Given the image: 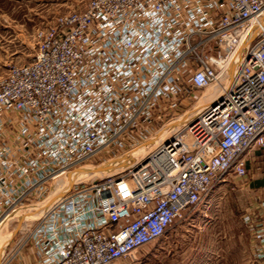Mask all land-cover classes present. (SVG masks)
Segmentation results:
<instances>
[{
    "label": "built area",
    "instance_id": "obj_1",
    "mask_svg": "<svg viewBox=\"0 0 264 264\" xmlns=\"http://www.w3.org/2000/svg\"><path fill=\"white\" fill-rule=\"evenodd\" d=\"M262 16L264 0H90L36 30L32 60L0 79V225L97 154L173 124L195 92L217 91L134 166L50 205L29 232L35 264H114L227 175L245 176L264 148ZM241 223L252 264H264V199Z\"/></svg>",
    "mask_w": 264,
    "mask_h": 264
},
{
    "label": "rangeland",
    "instance_id": "obj_2",
    "mask_svg": "<svg viewBox=\"0 0 264 264\" xmlns=\"http://www.w3.org/2000/svg\"><path fill=\"white\" fill-rule=\"evenodd\" d=\"M89 1L0 0V79L6 75L12 66L26 64L32 60L35 52L33 37L36 30L51 24L60 15L84 9ZM262 22H264V18ZM208 89L195 92L197 95L194 99L195 103L198 97H202L205 93L207 95L211 88ZM195 111L196 108L194 107L193 112ZM188 114L176 120L175 124L169 125L170 128L179 127L181 125L179 121L183 118H186L187 121ZM169 123H161L160 125L156 123V133L163 127L162 125L167 126ZM168 133L163 135V140L168 137ZM153 138L154 136L126 151L112 152L111 154L101 152L82 166L74 169L75 173L76 169L79 170L80 167L87 165L79 170V175L85 174V171L88 174L94 172L95 175L81 179L63 180L62 184H59L58 179H63L64 176H62L51 182V189L56 191L61 188L62 190L67 185L66 187H70L68 189L70 190L74 185L71 182L75 183L74 181L77 180L83 183L97 182L118 174L128 166L135 164L136 161L139 162L157 145L147 146L148 140L153 142L155 139ZM141 145L143 148L138 150ZM147 147L150 148L145 150ZM128 152L127 156H123ZM131 152L138 153L131 155ZM130 155L133 160L121 168L122 170L118 169L117 165L128 159ZM103 167L109 170H100ZM53 191L50 194L51 197ZM257 199H264V148L248 155L244 177L239 178L233 174L227 175L223 181L212 186L197 206L186 210L161 238L135 250L114 264H252L250 238L241 223V215ZM51 203L50 198H48L44 209L53 204ZM29 204H31L30 201L25 202L23 207L11 217H16L15 220L10 221V218H7L0 225V264H19L18 254H22L29 248L32 249L31 252L33 253L29 232L38 221L39 216L34 218L25 215V213L31 212V210H26L27 208L33 209L31 206L37 205L24 207ZM25 217L31 221H27L29 219ZM1 246H4L3 250Z\"/></svg>",
    "mask_w": 264,
    "mask_h": 264
},
{
    "label": "bare ground",
    "instance_id": "obj_3",
    "mask_svg": "<svg viewBox=\"0 0 264 264\" xmlns=\"http://www.w3.org/2000/svg\"><path fill=\"white\" fill-rule=\"evenodd\" d=\"M264 18V16H262L261 17V19L259 20V23H262V19ZM253 32L254 31H252L251 33V36L253 37ZM251 37V38H252ZM246 44H243L242 46H241V48H240V50H239V53H238V56H239V58H237V60H235V62H233L232 64H231V66L228 68V73H227V75H226V77L223 79V81L224 82H230L232 79H233V77H234V74H235V71H236V69H237V65H238V63H239V61H240V59L242 58V56H243V54H244V52H245V49H246ZM209 90V89H208ZM217 91V87H212L211 88V90L207 93V95H203L199 100H198V102L196 103V105L194 106L195 108H196V111L195 112H193V110H194V108H193V110H191V111H188L187 113H189L188 114V118H189V116H193V115H195L197 112H199L200 110H202L206 105H207V103H208V101L210 100V96L211 95H213L215 92ZM206 96V97H205ZM201 100V103H199V101ZM186 113V114H187ZM185 115V114H184ZM183 115V116H184ZM182 117V116H181ZM187 118V119H188ZM185 119L186 118H183L181 121H185ZM178 120V119H177ZM167 125V124H166ZM170 124H168L167 126H163L161 129H160V131H158L157 133H155L153 136H154V140H153V142L151 141V142H149V140L153 137H150L149 138V140H148V144H147V146H150V147H152L153 145H155V144H157V143H159V142H161L163 139V135L167 132L168 133V131L169 130H171V129H174L173 127H171L170 128V126H169ZM164 128V129H163ZM157 138V139H156ZM150 147H147L145 150H147L148 148H150ZM139 148H143V146L141 145V146H139L138 147V150H139ZM135 149H137V148H135ZM132 153L134 154V153H138V152H131L130 154L132 155ZM129 154V152L128 153H126L125 155H123V156H127ZM139 154H141V152H139ZM138 154V155H139ZM131 155L130 156H128L129 158L128 159H126L124 162H119V163H117V164H119V165H117L118 167V169H121V168H123V167H125L128 163H130L133 159H131ZM127 158V157H126ZM134 160H135V158H134ZM136 163H137V161H136ZM135 163V164H136ZM135 164H133L132 166H134ZM87 165H85V166H83V167H86ZM83 167H80L79 168V170H81V169H83ZM128 167H130V166H128ZM99 169V168H98ZM97 169V171H99ZM77 171L74 173V170L73 171H71V172H69V173H67L65 176H64V178L63 179H58V181H59V184H62V182H63V180L64 181H67V180H69V179H73V178H79V179H81V178H85V177H88V176H93V175H95V173L93 172V173H89L88 174V172L87 171H85V174H80L79 175V170L78 169H76ZM100 170H102V171H106V170H109L108 168H104L103 167V169H101L100 168ZM122 170V169H121ZM66 178V179H65ZM79 181L80 180H77V181H74L75 183H73V182H71V184H74V185H72V188L70 189V190H72L74 187H76L77 186V184H79ZM70 183V182H69ZM69 183H68V185H69ZM80 183H81V181H80ZM67 186V185H66ZM64 187L62 190H61V188H59L58 190H56V191H53L54 193H53V195H52V197H51V195L49 196V197H47L46 198V200H44V201H42V202H40V203H38V202H34V203H31V204H29V205H27V206H24V207H29V206H31V205H33V204H37V205H35V206H31L33 209H29V208H27L26 210H31V212L30 213H25V215H27V216H31V217H34V218H37L38 216H40V215H42L47 209H44V207H45V202L48 200V198H50V201L53 203L56 199H58L59 197H61V196H63L64 195V193L66 192V191H69L68 189L70 188V187ZM67 188V189H66ZM59 192V193H58ZM58 193V194H57ZM49 202V201H48ZM51 203V204H52ZM50 206V205H49ZM44 209V211L42 212V210ZM25 210V211H26ZM17 212V211H16ZM16 212H14L9 218H10V221H12L13 219L15 220V218L16 217H13V218H11L12 216H14L15 214H16ZM18 216H20V215H18ZM30 217V218H31ZM26 219H29V218H27V217H25ZM31 219H33V218H31ZM20 220V219H19ZM27 221H31L30 219L29 220H27Z\"/></svg>",
    "mask_w": 264,
    "mask_h": 264
},
{
    "label": "crops",
    "instance_id": "obj_4",
    "mask_svg": "<svg viewBox=\"0 0 264 264\" xmlns=\"http://www.w3.org/2000/svg\"><path fill=\"white\" fill-rule=\"evenodd\" d=\"M252 187H254L253 184H251ZM4 245V243H1ZM2 250L4 249V246H1ZM31 248L27 249V251L23 252L22 254H18L19 258V264H35L36 258L34 254L31 252Z\"/></svg>",
    "mask_w": 264,
    "mask_h": 264
}]
</instances>
